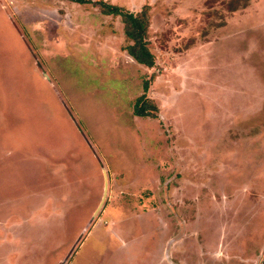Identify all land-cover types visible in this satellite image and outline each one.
I'll use <instances>...</instances> for the list:
<instances>
[{"label":"rangeland","instance_id":"1","mask_svg":"<svg viewBox=\"0 0 264 264\" xmlns=\"http://www.w3.org/2000/svg\"><path fill=\"white\" fill-rule=\"evenodd\" d=\"M84 1L0 0V264H264V0Z\"/></svg>","mask_w":264,"mask_h":264},{"label":"trees","instance_id":"2","mask_svg":"<svg viewBox=\"0 0 264 264\" xmlns=\"http://www.w3.org/2000/svg\"><path fill=\"white\" fill-rule=\"evenodd\" d=\"M75 2H85L84 0H73ZM110 14L119 15L125 23V34L128 39L132 40V45L128 46L126 51L135 62L151 68L154 64L153 56L143 41L144 31L147 29L146 12L133 15L124 12L119 7L110 6ZM146 102V100H145ZM147 103V102H146Z\"/></svg>","mask_w":264,"mask_h":264}]
</instances>
